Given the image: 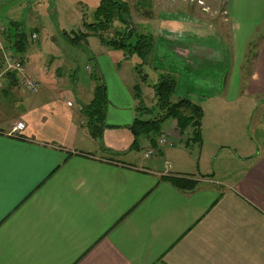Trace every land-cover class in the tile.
<instances>
[{"label": "crops", "instance_id": "obj_1", "mask_svg": "<svg viewBox=\"0 0 264 264\" xmlns=\"http://www.w3.org/2000/svg\"><path fill=\"white\" fill-rule=\"evenodd\" d=\"M197 2L179 0L182 7L137 20L155 38L144 83L136 68L141 58L132 64L134 74L124 70V57L132 54L110 56L112 47L96 33L79 44L89 46L95 36L103 52L86 65L92 78L79 80L76 52H55L57 37L39 20L41 5L57 13V0H0V50L3 39L17 49L18 29L28 40L35 32V52L30 41L17 53L40 81L29 92L6 75L0 91V264H264V132L256 138L248 113L243 120L226 109L250 96L253 108L264 105V35L244 75L245 54L264 25V0H227L230 30L227 22L202 17L200 9L220 0ZM21 8L28 16L21 17ZM62 30L70 43L66 32L76 29ZM161 71L176 75L175 96L204 109L203 137L214 143L200 156L206 165L195 162L184 142L191 129L182 133L174 117L163 121L155 145L147 136L139 147L132 144L140 102L133 87L141 80L143 98L151 100ZM102 81L105 125L94 136L84 105ZM237 116V126L228 121ZM18 119L25 128L12 135ZM151 146L158 153L145 155ZM219 155L222 170L209 164ZM170 174H192L201 183L184 190Z\"/></svg>", "mask_w": 264, "mask_h": 264}, {"label": "trees", "instance_id": "obj_2", "mask_svg": "<svg viewBox=\"0 0 264 264\" xmlns=\"http://www.w3.org/2000/svg\"><path fill=\"white\" fill-rule=\"evenodd\" d=\"M117 19L121 28H118L114 37H105L101 29L111 27L113 21ZM87 31H72L74 35L66 32L73 42L86 39L89 34L96 33L101 40L112 47H120L126 50V54H137L141 58V63L136 64V68L142 78L147 80V73L142 66L148 63L154 49L155 38L152 32L139 31L131 14V6L128 0H100L95 10V18L92 22L85 21ZM264 35L262 33L259 36ZM253 41V40H252ZM252 43V42H251ZM29 44L28 33L25 30H17L14 45L16 50H23ZM251 45V44H250ZM9 79L16 82L13 73L7 74ZM153 105L145 103L140 83L135 84V95L140 98L137 106L138 113L130 124V129L134 135L133 146L139 147L141 136H147L152 144H156V139L162 134L163 121L169 117H174L178 121V127L183 133L191 129V136L185 139V145L190 140H202V116L203 107L188 96H175L177 77L173 72L161 71L155 81L152 82ZM108 103L107 86L104 81L95 88L93 99L84 105L88 114V126L92 135L98 136L102 133L105 125L106 106ZM172 183L184 190H192L198 187L201 180L192 174H170L166 176Z\"/></svg>", "mask_w": 264, "mask_h": 264}, {"label": "rangeland", "instance_id": "obj_3", "mask_svg": "<svg viewBox=\"0 0 264 264\" xmlns=\"http://www.w3.org/2000/svg\"><path fill=\"white\" fill-rule=\"evenodd\" d=\"M194 1L197 2V0H194ZM220 1H221L220 6L209 7L206 10L200 9V11H202L201 12L202 17L206 21L217 20V21H221V22H227L228 28L225 27V25L223 27L227 28V30H230L229 26H228L229 25L228 22L230 20L225 18L226 15L229 16V14L223 11L226 7L225 4H226L227 0H220ZM57 2H58V5L56 6L58 8L56 10L57 13L51 12V11L49 12L48 9L46 8V5H44V6L41 5L39 8V10H40L39 20L43 26V30H47V31L49 30L52 33H55V36L57 37V39H56L57 42L52 45V49L55 52H58L60 54L66 53L65 57H68V52L70 50L76 52V61H77L76 67H77V74L79 76L78 79L81 81H86V80H88L87 78L90 79L93 76V75H91V73L87 69L86 65L89 64V61L92 59V58L90 59V57H92L93 53L98 54V53L103 52V49H104L103 45L99 41V38L95 37V36H92L89 39V46H86V47H85V45L79 44V42L77 43V42L70 41V43H68L65 36L62 35V31H63L62 27H66L68 29H71L74 27L76 29V32L87 31L88 28L86 27L84 22L85 21L92 22L94 20L95 10H96V7L98 6V4L100 3V0H83V1L82 0L81 1L80 0H57ZM128 2L131 6V14L133 12V14H132V16H134L133 19L136 20L135 25H137L139 31H141V32H146L145 27L142 26L145 23H140L137 20L140 21L142 19V17L145 18L146 14L154 13V15H156L157 13L160 12V10L163 7H167V6H168L167 8L170 7V9H172V11H173V9H177L179 7H182L178 3L179 0H128ZM167 2H173V4L170 3V5H171L170 6V5H167L168 4ZM186 6L191 7L192 5L187 4ZM186 9L190 10L191 8H186ZM84 11H86L87 17L85 16L83 18V16L86 14V13L83 14ZM137 12H138V14H137ZM21 13H22L21 17H24V16L26 17V14L28 16V11L24 10V8H21ZM5 21L8 25V27L12 26L10 21L7 20V18ZM31 25L28 24L27 26L24 27V29H26L28 32H31ZM118 28H121V27H120V24L117 21V19H115L113 21L111 27H109L108 29H101V30H99V32H102L105 35V37H108V38L114 37L115 32ZM71 33H72V35H74L73 32H71ZM262 33H264V25L260 28V30H258V32H257L255 38L253 39L247 53L245 54L244 75H247L248 71L254 65V60H255V57H256V54H257V51L259 48V44H260L261 36H259V35H261ZM30 41H31V44H30ZM46 43H48V42H46ZM103 43L107 44L105 42H103ZM29 44H30V49L33 51L36 48H38V46H39L38 41H36L35 38L32 36H31V39H29ZM47 45L48 44H46L45 47H47L46 49H49L50 46H47ZM111 49H112V53L110 51H108V52L106 51L105 53H108L110 56L111 55L115 56V54L119 53L117 50H123V52L124 51L126 52V50H124L123 48H120V47H112ZM4 50L6 52L17 53V50L10 47V43L7 42L6 40L4 41V39H3L1 50H0V60H1V54H2V52H4ZM18 54L22 55L20 52ZM118 57H119V55H118ZM129 57L128 58L126 56L124 57L123 69L126 71L128 70L129 72L134 74V71L132 69V64H134L137 61V58L139 59V55L134 53ZM34 58H35V56H34ZM71 58H72V56H71ZM138 63H141V60H139ZM142 69L144 70V72H147L149 69V65L147 63H144L142 66ZM107 71H108V73H110L109 70H107ZM139 79H141V76H139ZM139 79H138V83L141 81ZM143 82H144V80H143ZM4 85H5V83H4ZM140 86H141V84H140ZM133 90H134V87H133ZM151 90H152V92H154L153 88ZM133 94H135V91L133 92ZM149 99H151V100H149L145 103L149 104V105H153V103L155 102V99L154 98H149ZM139 104H140V102H139ZM253 105H254V97L250 96L247 98L246 97L241 98L240 101L232 104L231 106L227 107L226 109L228 111L236 112V113L240 114L239 116H244L243 120L246 117V114L248 113L249 114V118H248L249 127L253 132H256V135H254L255 133H252V134L256 138H259V135H261L262 132H264V105H260L258 107H254V108H253ZM258 105H259V103H258ZM239 116H237V119H228V121H230L231 124L236 123V122L238 123L239 121H242V118ZM237 123L235 126H237ZM215 135L218 136L219 134H215ZM212 137H213V135H212ZM209 138H211V136H209L207 139H205L203 137V134H202V140L201 141L199 139H195L194 141L190 140L189 143L186 145L187 149L192 148L191 154H192L196 163H199L201 161L202 165H206L205 164L206 160L200 158V156H201L202 152H203L204 157L206 156L207 147H209V146L214 147V143H211V139H209ZM186 139H189V137H187ZM202 146L204 147V151H203ZM151 147H154V146H151ZM157 153H158V151L155 152L154 154H157ZM154 154L152 153L151 155H154ZM188 156H191L190 153H189V155H187V157ZM213 158L210 160L209 164L213 163L216 168L221 169V170L225 169L226 164L222 163V160L224 159L223 156L219 155L217 157V159H215V158L213 159Z\"/></svg>", "mask_w": 264, "mask_h": 264}, {"label": "built area", "instance_id": "obj_4", "mask_svg": "<svg viewBox=\"0 0 264 264\" xmlns=\"http://www.w3.org/2000/svg\"><path fill=\"white\" fill-rule=\"evenodd\" d=\"M4 30L2 24H0V31ZM36 33L32 34V37L36 38ZM8 73H13L16 79V83L23 89L29 92H36L40 89V81L35 77L27 68L25 58L15 52H2L0 60V91L4 87V78ZM68 104H72L71 100H68ZM25 128V122L18 119L12 129L9 131L12 135H20V132ZM165 136H161L160 141L164 142ZM156 147H150L145 155L150 156L152 153L157 152ZM170 164V162H168Z\"/></svg>", "mask_w": 264, "mask_h": 264}]
</instances>
